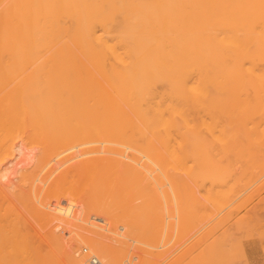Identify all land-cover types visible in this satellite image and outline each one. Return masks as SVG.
Returning a JSON list of instances; mask_svg holds the SVG:
<instances>
[{"label":"bare ground","instance_id":"1","mask_svg":"<svg viewBox=\"0 0 264 264\" xmlns=\"http://www.w3.org/2000/svg\"><path fill=\"white\" fill-rule=\"evenodd\" d=\"M262 162L264 0H0V264H161L179 175L223 207Z\"/></svg>","mask_w":264,"mask_h":264},{"label":"rangeland","instance_id":"2","mask_svg":"<svg viewBox=\"0 0 264 264\" xmlns=\"http://www.w3.org/2000/svg\"><path fill=\"white\" fill-rule=\"evenodd\" d=\"M37 158H38V155L36 157V160L38 162ZM44 158L46 159L47 157H43V159ZM51 158L52 157H50L49 159L51 160ZM43 159L40 160V157H39L40 161L45 160ZM227 160H229V158L227 157L222 158L223 162ZM38 164L39 162L37 164H34V166H32L34 167L33 169L31 167L32 170L29 169L30 172L28 171L25 174L24 173L23 174L24 175L26 174L28 175V173L31 174L32 173L31 171L33 170L34 171L37 170V173L39 174L41 170H39L40 167L37 166ZM35 165L37 166L38 169L37 168L35 169ZM239 167L240 166L237 165L236 172L238 173L240 171ZM34 171L31 175L36 177V175L38 174L36 173V171L34 174ZM48 171H45L44 175L42 174L43 173L42 172L40 177L47 176L46 173ZM178 173H181V171H178ZM256 173L257 175L255 179H253L249 183V185H246V186L243 185V188H242L243 191L248 190L249 188L250 190L246 194H244L242 197H240L235 202V204L229 203L222 207L218 205L217 203H214V202L211 203V202L206 201L205 199L207 198L206 194L208 192L210 191L216 192L218 190L217 188H215L214 185H212L211 180L205 179L201 182L198 179H196L195 181H193L187 175H184L182 173L179 175L180 177L178 178L175 172L172 171L170 174L174 175L176 178L183 181L182 183L187 186V190L193 193L196 198L200 199L201 205L203 204L204 206L208 207L210 212L205 208L208 213L207 214L203 213L204 211L202 209L201 212L199 211L201 218L198 216L199 217L198 219L200 220H197L194 217V212H192V207L189 208L190 206L188 202L185 201L187 200V199H184L185 197L183 198L181 196L185 202H183V200L181 199L182 203L180 202V204H178L180 206L178 207V205L174 204L175 201H173L174 200L173 196H171L172 193L167 192V190H165V192L169 193L170 195L169 194L168 195L172 197L169 199L171 203L174 205L169 204L170 201L169 200L166 201V198L162 199L160 217L162 218L161 221L163 220L164 221L161 223V228L167 229V231L165 230V232H163L162 230L161 234H162V237L164 236V241L162 240L161 241H162V244L164 245V249L168 247L165 250L166 252L169 251L167 254L169 257L165 256L166 252L164 249L163 251L160 250L161 251L160 253H162L165 256L164 258L167 257V260L163 259L165 263L162 261L161 264H171V261H172V264H177V263L178 264H264V162H262V164L260 165ZM20 174L22 175V177L24 176L22 172L16 176L17 179L15 182L16 187H14L15 190H13L14 192L16 190L23 192L22 188L25 187L24 189L28 190L29 188L28 186H31L29 183H27L28 184L27 185L25 182H22L23 179L21 178ZM195 174H196V177L200 176V170L198 167L195 168ZM79 182H80L78 184L79 188L77 187L78 189H76V192L79 193L78 194L79 198L82 199L83 197L84 200L88 201L87 203H90V201L88 200V195H87L88 193H90L89 187L88 188L86 187L85 189L84 187H82L81 181ZM17 183H19V185ZM22 183H25V185L27 186H24V184ZM17 185L20 188L17 189ZM21 185L23 187H21ZM181 190H182L181 195L183 196L189 193L185 189L184 191L183 189ZM28 191L30 192L31 190L29 189ZM28 191L27 192L25 191V192L29 193ZM85 194L87 196L86 198H84ZM188 195H185V196L188 197ZM164 199L166 202H168V204H165L166 202L165 203L163 202ZM94 207L93 205L90 206L89 208L91 209L88 208L89 209L88 211L89 212L92 211L94 213V210L96 209L97 206L95 208ZM187 208L189 210H187ZM200 208H202V206ZM220 212H223V213L220 215L219 214ZM197 213L195 214L197 215ZM204 214L206 215L209 214L208 217L205 216V218L207 219L202 218L203 217L202 215ZM167 216H169L170 218ZM175 216L176 218H174ZM165 221L166 222L169 221V223L171 222L170 223L171 228L169 227V225H167L168 228L167 226L165 227L164 224H168V222L166 223ZM35 224L38 225V223L36 222ZM38 227L40 229L39 225ZM38 227L36 226L37 229ZM170 229H172V233ZM43 230L41 229L38 231L44 236L45 232L48 229L46 231L44 230L45 232ZM168 230H169V234H168ZM47 233H49V231L46 232V235ZM165 233H166V236H168L167 241L165 240ZM169 237H170V241H169ZM167 242L168 244H166ZM169 243L171 244L169 245ZM88 253L90 256V251H88ZM137 263H139V261L134 262V264H137Z\"/></svg>","mask_w":264,"mask_h":264},{"label":"built area","instance_id":"3","mask_svg":"<svg viewBox=\"0 0 264 264\" xmlns=\"http://www.w3.org/2000/svg\"><path fill=\"white\" fill-rule=\"evenodd\" d=\"M90 264H101L100 261L97 258H92L90 260Z\"/></svg>","mask_w":264,"mask_h":264}]
</instances>
